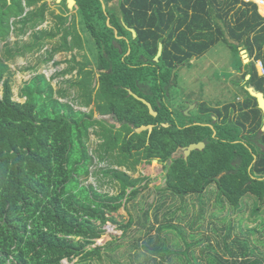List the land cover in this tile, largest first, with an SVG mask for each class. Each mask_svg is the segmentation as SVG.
<instances>
[{
    "label": "trees",
    "instance_id": "16d2710c",
    "mask_svg": "<svg viewBox=\"0 0 264 264\" xmlns=\"http://www.w3.org/2000/svg\"><path fill=\"white\" fill-rule=\"evenodd\" d=\"M75 1L72 12L66 0L56 3L61 12H53L54 27L37 30L47 21V0H0V44H4L0 57V264L103 263L124 245L121 240L129 238L140 250L142 259L136 264H166L175 253L162 234L176 230L183 238L189 235L173 220L161 221L157 216V228L151 227L155 235L147 232L145 239L132 238L137 221L130 204L151 182L133 175L155 159L166 172V187H157L163 200L157 211L164 207L167 193L183 199L215 184L232 208L241 210L250 196L255 202L253 214L262 212L263 113L246 90L253 86L264 94V75L259 76L255 66L260 61L264 67V16L258 5L245 0H118L113 6L115 0ZM13 18L21 28L11 23ZM129 29L136 31V37ZM16 31L22 35L32 31L30 42L12 43L10 36ZM59 35L62 43L46 50L47 62L58 52L84 49L86 43L97 65L87 54L82 61L72 54L70 67L63 73L76 71V80L69 83L79 88V99L86 108L95 103L101 116L114 117V124L96 118L93 109L84 112L62 101L65 90L57 89L45 74L37 73L25 82L19 94L24 101L14 99L10 62L41 52ZM160 44L163 54L155 62ZM218 45L233 50L240 69L247 70L245 104L236 118L227 111L222 123L213 118L220 119V110L200 104L185 115L186 106L181 104L177 123L166 92L178 84L180 70L172 80L173 72L179 66L191 67L194 58ZM241 50L252 60L247 65L240 58ZM129 91L148 101L158 116H152ZM148 125L155 126L151 134L134 133ZM92 135L98 137L94 149ZM199 142L206 144L203 151H194L188 160L183 155L174 158L181 147ZM100 162L108 166L99 169ZM97 175L117 190L111 194L87 184ZM122 209L129 216L126 222L118 219ZM143 215L147 222L148 211ZM109 223L119 225L122 237L99 245ZM203 236L210 242V236ZM248 243L238 252L226 244L229 258L206 245L208 264H264V252L256 253V245L250 248ZM115 264L122 263L115 260Z\"/></svg>",
    "mask_w": 264,
    "mask_h": 264
},
{
    "label": "rangeland",
    "instance_id": "374dc122",
    "mask_svg": "<svg viewBox=\"0 0 264 264\" xmlns=\"http://www.w3.org/2000/svg\"><path fill=\"white\" fill-rule=\"evenodd\" d=\"M55 1L56 0H47L50 6L47 13V21L37 28V30H42L43 28L51 29L54 27L55 21L53 18V12L55 14L61 12L56 6L57 2ZM245 1L253 2L251 0ZM117 2L118 0H115L111 5H115ZM40 5L41 4H39L37 8ZM259 12L264 16L260 7ZM14 20L15 19L13 18L11 23L15 22V27L17 29L21 28L22 24L17 23V21ZM78 31L83 35L80 27ZM31 33L32 31H29L26 35H22L19 31H16L15 33L12 32L10 41L13 43L20 40L23 44L29 43ZM61 39V35H59L41 52L30 53L25 57H20L10 62L12 71L15 74L12 79L14 99L20 102L24 101V99L19 97L21 88L25 82L29 81L39 73L45 74L48 79L52 78L53 85L57 89L62 88L65 90L66 96H64L62 101L72 102L77 110L89 112L93 109L96 111L95 103L89 108L85 107L81 99H79V88L73 86V84L70 85L69 83L70 81L76 80L77 72L74 71L73 74L68 75L64 74V71L70 67L68 61L71 59L72 54H77L81 61L84 60V56L87 54L93 62L92 65L94 67L97 65L96 60L86 43H84V49L77 48L73 53L66 51L58 52L53 61L47 62L48 56L46 55V50L48 49L51 51L56 45L58 47L62 43ZM3 46V43L0 44V57L2 56L1 50H3ZM238 57L239 56H237L229 47L218 45L212 48L203 57L194 58L191 61V67L185 66L180 71L178 84L166 91L168 97H170L169 101L171 102L170 104L174 111L173 116L177 123L181 122L180 117L177 115V109H179L181 104H184L187 107L188 103H194L196 106L203 104L204 108L210 107L220 110L218 111L219 113H221V110L223 111L227 104L237 103L235 111L229 112L232 113L231 117L236 118L238 116L241 105L248 98L244 90L245 81L243 79L247 70L245 67L240 69L237 61ZM255 66L259 76H262L260 64L256 62ZM33 68L35 70H31ZM0 89L2 90V87H0ZM196 109L197 107L194 108V110ZM185 110L188 109L186 108ZM194 110H191L190 113ZM96 118L106 119L112 124L116 122L113 116H101L97 111ZM208 118V115L204 116V120H207ZM215 121H218L219 123L223 122L221 119L217 118H215ZM91 138L93 142L91 149H94L97 146L98 137L92 135ZM179 155L180 154L178 153V156ZM107 166V162H100L98 168L101 169ZM121 170L125 169L122 168ZM165 175L164 164L157 163H152L150 165L143 164L138 168V172L133 175L135 178L144 176L151 179L148 189L130 204V209L137 221L133 229V239L142 236V238L145 239L144 235L147 232H149L150 235H155L156 230H152L151 227L155 225L157 228L158 223L156 217L158 216L161 221L164 219L173 220L175 225L182 227L189 234L187 238L181 237L176 230H167L162 234L169 239V245L175 253L171 255V258L166 264H185L184 262L208 264V250H204L208 244H211V246L220 253L225 254L226 244L231 248L233 247L234 250H237L238 252L240 246L248 240L250 248L256 245V253L260 254V251L264 252V236L261 235L264 234V209L259 214L254 215L253 209L255 202L250 196L245 197V206L241 210H236L227 203V200H225L224 197L221 196L218 187L214 184L202 194L189 195L183 199L177 196L173 197V195L167 193L169 197L164 200V207L160 209V211H157L158 204L163 201H161L160 195L162 194L158 191L157 187L162 189L166 187ZM87 184H93L103 192L109 191L111 194L117 190L113 185L108 183V179L105 180L100 175L90 177ZM152 203H154V205L150 206ZM145 210L148 211L147 222L143 215ZM118 214L121 215L118 218L120 222L128 221L129 216L125 209L120 210ZM142 220H145V223H143L144 226H142L143 224H138L139 221ZM105 230L107 231L106 235L103 237L104 239L102 238L100 240L105 241L104 243H100V245H105L106 243L113 241L114 238L120 239L123 234V231L117 224L114 225L109 223L105 227ZM206 234L211 237L210 242L204 239L203 235ZM224 236L227 239L226 241L224 240ZM129 239L125 242L121 240L124 245L117 251L115 250L112 252L110 254V259L107 258L103 263L96 261L93 264H115V260L120 261L122 264H136L138 260L140 261L142 259L141 256H138L140 250L134 248V246L131 245L132 241ZM199 239H202L203 242L199 243L198 246L189 245L196 244ZM116 243H120V241H116ZM201 251H203V253H201ZM213 252L214 251L212 250V253ZM225 257L229 258V255L225 254ZM202 258L203 260H201Z\"/></svg>",
    "mask_w": 264,
    "mask_h": 264
},
{
    "label": "water",
    "instance_id": "95a60500",
    "mask_svg": "<svg viewBox=\"0 0 264 264\" xmlns=\"http://www.w3.org/2000/svg\"><path fill=\"white\" fill-rule=\"evenodd\" d=\"M63 0H56L57 4H60ZM67 1V6H68V9L72 12L76 6V1L75 0H66ZM131 31V33L133 34V37H136V31L134 29H129ZM163 50H164V46L163 44H160L159 45V51H158V54L157 56L155 57V62H158L160 57L162 56L163 54ZM241 56L243 57V60H244V63L245 64H248L250 63V58H249V55L247 53L246 50H241ZM180 69V66L173 72V77L174 75L176 74V72ZM247 91L249 92V94L255 98L257 100V103H258V108L262 111L263 113V125H262V128H261V131L264 132V94L260 91H257L253 86H250V87H247ZM129 93L131 95H133L136 99L140 100L141 102H143L148 108H149V111H150V114L154 117H157L158 116V113L154 111L153 109V106L148 102L146 101L145 99H142L140 97H138L137 95H135L132 91H129ZM195 108L194 105H192L190 107V109L188 108V110L185 112L186 114H189V112L191 110H193ZM215 120V119H214ZM165 127H168V125H165ZM155 129V126L154 125H148V126H142L138 129H135L134 133H142V132H145V131H148L149 134H151L153 132V130ZM206 147V144L204 142H199V143H193L187 147H181L179 149V151L174 155V158H177L179 157L180 155H183L184 159L185 160H188L189 157L191 156V154L194 152V151H203ZM178 153L180 154L178 156ZM153 163H157V164H162L161 161H159L158 159H155L153 161ZM104 239V238H103ZM105 240H102V241H98L99 245L100 243H104Z\"/></svg>",
    "mask_w": 264,
    "mask_h": 264
},
{
    "label": "flooded vegetation",
    "instance_id": "af4514ba",
    "mask_svg": "<svg viewBox=\"0 0 264 264\" xmlns=\"http://www.w3.org/2000/svg\"><path fill=\"white\" fill-rule=\"evenodd\" d=\"M66 3H67V1H66ZM256 89V88H255ZM246 90H247V87H246ZM257 90V89H256ZM245 102H246V100L243 102V104L242 105H244L245 104ZM186 103V102H185ZM187 104V103H186ZM192 105H196V104H190V103H188V106H187V109L188 108H190ZM257 105H258V103H257ZM236 107H237V103H229V104H227L225 107H224V109H223V111L221 110V117H220V119H221V121H224V119H225V114H226V112L228 111H230V112H232V111H235V109H236ZM225 109H227V110H225ZM216 117H214V119H215Z\"/></svg>",
    "mask_w": 264,
    "mask_h": 264
},
{
    "label": "built area",
    "instance_id": "2783aa9c",
    "mask_svg": "<svg viewBox=\"0 0 264 264\" xmlns=\"http://www.w3.org/2000/svg\"><path fill=\"white\" fill-rule=\"evenodd\" d=\"M254 3H256L258 5V8L260 7L261 4H264V0H255L253 1ZM261 2V3H260ZM260 70H261V73L262 75H264V67L263 65H260Z\"/></svg>",
    "mask_w": 264,
    "mask_h": 264
},
{
    "label": "crops",
    "instance_id": "0c3cea01",
    "mask_svg": "<svg viewBox=\"0 0 264 264\" xmlns=\"http://www.w3.org/2000/svg\"><path fill=\"white\" fill-rule=\"evenodd\" d=\"M13 30H14V28H13ZM14 33H15V32H14ZM240 54H241V53H240ZM241 58H243V57L241 56ZM250 60H251V59H250ZM250 62H251V61H250ZM258 63H259L260 65H262V62L259 61ZM243 64H244V65H247V64L244 63V60H243ZM248 64H249V63H248ZM180 67H181V66H180ZM183 68H184V67H183ZM183 68H180L179 70L181 71ZM262 76H263V75H262ZM174 77H175V75H174ZM174 77H173V75H172V80L174 79ZM248 78H249V77H248ZM248 78H247V79H248ZM248 87H250V86H248ZM254 88H255V87H254ZM183 105H184V104H183ZM184 106H186V105H184ZM194 106L197 107L196 105H194ZM186 108H187V107H186ZM193 110H194V109H193ZM186 111H187V110H184V112H186ZM189 113H190V112H189ZM185 114H186V113H185ZM159 204H160V203H159ZM159 204H158V205H159Z\"/></svg>",
    "mask_w": 264,
    "mask_h": 264
},
{
    "label": "bare ground",
    "instance_id": "6f19581e",
    "mask_svg": "<svg viewBox=\"0 0 264 264\" xmlns=\"http://www.w3.org/2000/svg\"><path fill=\"white\" fill-rule=\"evenodd\" d=\"M251 1H255V0H251ZM260 3H261V2H260ZM260 9H261L262 13H264V4H261V5H260Z\"/></svg>",
    "mask_w": 264,
    "mask_h": 264
}]
</instances>
